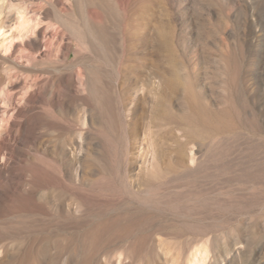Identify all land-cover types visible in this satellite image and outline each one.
<instances>
[{
  "label": "rangeland",
  "instance_id": "rangeland-1",
  "mask_svg": "<svg viewBox=\"0 0 264 264\" xmlns=\"http://www.w3.org/2000/svg\"><path fill=\"white\" fill-rule=\"evenodd\" d=\"M0 264H264V0H0Z\"/></svg>",
  "mask_w": 264,
  "mask_h": 264
},
{
  "label": "bare ground",
  "instance_id": "bare-ground-1",
  "mask_svg": "<svg viewBox=\"0 0 264 264\" xmlns=\"http://www.w3.org/2000/svg\"><path fill=\"white\" fill-rule=\"evenodd\" d=\"M191 173L192 171L188 172L186 171V169H184L183 171L176 170L172 174H170L172 175V177L170 176L167 182L179 180L182 178L184 179L185 176H188ZM167 182L166 181L153 182L150 184V187L152 189H160ZM154 219H156V217L152 214L147 213L145 210H135L117 217L114 221L115 226H114V234H113L115 245H117L122 241H129V240L143 242L142 240H144L145 237L142 235V238H140L141 236H139L138 233L144 234L146 226L148 224H152L154 222ZM160 231H162L161 228L156 229L157 233ZM121 249L122 248L120 245L116 246V251H117L116 253L117 255H119V258L123 256L124 259H132L131 251L129 250L124 251ZM95 250L96 249L93 245H89V248L86 249V252L88 255H92L94 254ZM31 251L32 248H27L26 252L24 253L25 255L21 257V260L24 261L27 258H29Z\"/></svg>",
  "mask_w": 264,
  "mask_h": 264
}]
</instances>
